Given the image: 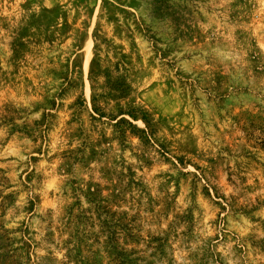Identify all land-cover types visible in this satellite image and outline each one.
Segmentation results:
<instances>
[{
    "label": "rangeland",
    "instance_id": "374dc122",
    "mask_svg": "<svg viewBox=\"0 0 264 264\" xmlns=\"http://www.w3.org/2000/svg\"><path fill=\"white\" fill-rule=\"evenodd\" d=\"M0 264H264V0H0Z\"/></svg>",
    "mask_w": 264,
    "mask_h": 264
}]
</instances>
